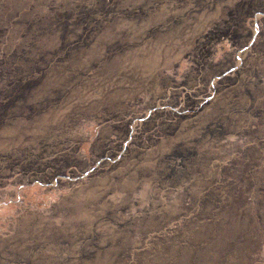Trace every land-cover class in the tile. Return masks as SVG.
I'll return each instance as SVG.
<instances>
[{
  "label": "rangeland",
  "instance_id": "374dc122",
  "mask_svg": "<svg viewBox=\"0 0 264 264\" xmlns=\"http://www.w3.org/2000/svg\"><path fill=\"white\" fill-rule=\"evenodd\" d=\"M0 264H264V0H0Z\"/></svg>",
  "mask_w": 264,
  "mask_h": 264
}]
</instances>
